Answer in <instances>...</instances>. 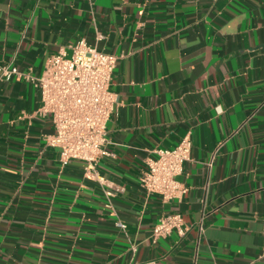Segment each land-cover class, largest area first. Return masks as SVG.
Listing matches in <instances>:
<instances>
[{
  "label": "crops",
  "instance_id": "0c3cea01",
  "mask_svg": "<svg viewBox=\"0 0 264 264\" xmlns=\"http://www.w3.org/2000/svg\"><path fill=\"white\" fill-rule=\"evenodd\" d=\"M82 39L121 57L97 178L47 144L39 88L2 78ZM187 135V192L148 195L146 160ZM170 214L186 234L154 243ZM151 260L264 264V0H0V264Z\"/></svg>",
  "mask_w": 264,
  "mask_h": 264
},
{
  "label": "built area",
  "instance_id": "2783aa9c",
  "mask_svg": "<svg viewBox=\"0 0 264 264\" xmlns=\"http://www.w3.org/2000/svg\"><path fill=\"white\" fill-rule=\"evenodd\" d=\"M69 50L63 49L52 56L39 77L3 67L2 78L16 74L39 88L42 98L40 113L49 116L55 127V134L46 138L47 144L58 149L62 163L80 161L84 163L86 176L97 178L99 161L109 155L106 148L111 142L107 124L117 103V95L110 87L121 57L100 50L84 39L70 46ZM192 149V139L187 135L172 149L154 150V156L146 160V169L140 180L146 193L158 195L164 202L181 198L187 188L178 177L183 173L185 163L191 160ZM107 195L112 193L107 192ZM117 225L126 228L121 221ZM174 231L180 236L186 234L181 214L163 216L153 230L152 240L156 243ZM140 264H156V261Z\"/></svg>",
  "mask_w": 264,
  "mask_h": 264
}]
</instances>
